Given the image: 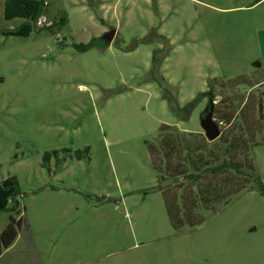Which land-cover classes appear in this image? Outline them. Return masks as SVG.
Wrapping results in <instances>:
<instances>
[{"label":"rangeland","instance_id":"rangeland-1","mask_svg":"<svg viewBox=\"0 0 264 264\" xmlns=\"http://www.w3.org/2000/svg\"><path fill=\"white\" fill-rule=\"evenodd\" d=\"M5 1L0 184L15 177L22 198L0 231L11 215L23 221L0 264H264V197L245 193L176 233L147 150L163 125L203 133L208 100L184 119L162 85L180 109L213 80L246 77L254 101L264 98V0H45V23L28 37L3 34L24 23L5 20ZM111 30L109 46L75 49ZM159 49L169 54L154 80ZM214 91V109L229 112L233 92ZM53 151L61 166L44 167ZM252 159L264 185V144Z\"/></svg>","mask_w":264,"mask_h":264},{"label":"trees","instance_id":"trees-1","mask_svg":"<svg viewBox=\"0 0 264 264\" xmlns=\"http://www.w3.org/2000/svg\"><path fill=\"white\" fill-rule=\"evenodd\" d=\"M45 7V0H6L3 12L5 20L21 19L24 23L3 34L28 37L34 26L41 28L37 26V22L43 17ZM157 37L161 38L164 46L168 44L163 36ZM98 42L93 40L88 44L75 46V49L86 52L95 46H109L102 40ZM168 54L167 49L153 52L150 73L155 75L154 80ZM240 79L247 85L239 88ZM240 79L229 82L211 81L207 92L200 93L182 109L175 104L172 93L163 85L160 86L164 97L170 99V108L176 113L182 111L184 119L189 117L190 112L204 98L208 100L206 108L209 109L217 97L215 89L234 94L227 104L229 112L216 106L213 110V114L223 125L221 136L215 141H208L204 133H185L163 125L156 139L147 142L152 168L157 175V189L162 194L169 225L176 233L199 228L209 216L215 215L245 193L255 191L264 197V185L256 173L252 159L253 150L264 144V98L257 104L250 92L256 86H252L246 77ZM241 92L245 94L244 97L239 95ZM82 154L74 155L77 159L86 157L88 149L83 150ZM51 158L61 166L59 153L53 151L43 157L44 167L48 166ZM19 198L22 195L16 178L9 177L2 181L0 214L9 209L10 203L13 205L9 211L16 212ZM22 221L23 217L16 220L11 215L7 227L0 231V256L15 243Z\"/></svg>","mask_w":264,"mask_h":264},{"label":"water","instance_id":"water-1","mask_svg":"<svg viewBox=\"0 0 264 264\" xmlns=\"http://www.w3.org/2000/svg\"><path fill=\"white\" fill-rule=\"evenodd\" d=\"M114 36H115V30H111L110 32L105 34L101 38V40L109 44L112 42ZM213 110H214V106L211 105L209 107L207 114L201 118V128L203 130L205 138L210 142L215 141L221 136L219 124L216 123L213 118Z\"/></svg>","mask_w":264,"mask_h":264},{"label":"built area","instance_id":"built-area-1","mask_svg":"<svg viewBox=\"0 0 264 264\" xmlns=\"http://www.w3.org/2000/svg\"><path fill=\"white\" fill-rule=\"evenodd\" d=\"M42 23H45V19H44V18H43V19L40 18V19L38 20V22H37V26H38V27H42V25H43Z\"/></svg>","mask_w":264,"mask_h":264},{"label":"flooded vegetation","instance_id":"flooded-vegetation-1","mask_svg":"<svg viewBox=\"0 0 264 264\" xmlns=\"http://www.w3.org/2000/svg\"><path fill=\"white\" fill-rule=\"evenodd\" d=\"M208 110H209V109H208V108H206V112L204 113L205 115L207 114Z\"/></svg>","mask_w":264,"mask_h":264}]
</instances>
